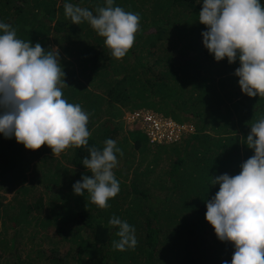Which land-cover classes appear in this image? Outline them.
I'll return each instance as SVG.
<instances>
[{"label": "trees", "instance_id": "trees-1", "mask_svg": "<svg viewBox=\"0 0 264 264\" xmlns=\"http://www.w3.org/2000/svg\"><path fill=\"white\" fill-rule=\"evenodd\" d=\"M65 2L94 15L106 6L105 0H0V22L15 29L17 38L48 51L53 50L47 45L49 32H57L55 42L66 52L63 98L89 114L90 132L87 147H70L69 158L48 161L55 170L48 173L45 186L58 187L51 209L27 186L17 191L20 199H7L13 181L27 177L30 159L22 157L24 146L14 137L0 134V188L5 191L0 195V264H33L29 256L22 259L16 253V242L26 232L31 241L34 235L50 239L51 255L37 259L43 264H231L234 245L216 237L205 219L206 202L219 190L212 178L238 175L240 165L254 155L246 137L264 118V97L242 93L234 75L238 60L231 65L227 58L216 62L203 46L201 33L207 28L198 21L201 0H114L113 7L140 17L134 45L119 60L86 21L67 26L71 19L65 16ZM74 25L75 34L79 29L85 34V44L71 37ZM168 49L169 54L164 52ZM99 89L102 94L93 93ZM123 109H149L181 124L192 123L196 131L182 137L183 152L178 144L156 145L147 164L134 170L132 164L146 161L152 144L138 123L123 126ZM107 139L123 152L113 170L120 191L100 209L87 193L74 194L72 186L83 175L91 177L82 160L88 148L102 150ZM43 148L52 153L47 145ZM172 149L162 167L161 156ZM113 216L134 227L135 249H113L118 240V229L108 223Z\"/></svg>", "mask_w": 264, "mask_h": 264}, {"label": "clouds", "instance_id": "clouds-1", "mask_svg": "<svg viewBox=\"0 0 264 264\" xmlns=\"http://www.w3.org/2000/svg\"><path fill=\"white\" fill-rule=\"evenodd\" d=\"M201 3L198 21L207 28L201 33L203 46L216 62L227 58L231 65L238 60L240 66L234 75L239 78L242 93L248 97H264V5L261 0H201ZM105 4L94 15L86 8L65 2L64 13L75 25L86 21L104 38L111 57L119 60L134 45L140 17L113 7L114 0H105ZM64 77L58 49L46 51L40 43L33 46L30 41L17 38L10 25L0 22V134L6 139L14 137L28 150L47 145L53 157L70 147H87L89 114L79 104L68 103L63 98ZM185 124L169 117L161 128H155L157 133L165 134L164 138L153 142L148 133L151 130L141 128L148 134L152 146L158 140L177 145L196 131L190 124L186 135L174 134ZM250 128L245 144L254 155L240 165L238 175L212 178V185H219V190L206 202L205 219L214 228L216 237L234 245L231 264H264V118ZM117 154L123 156L112 139L105 141L102 150L88 148L82 164L92 175H83L81 181L73 184L74 194L87 193L90 203L100 209L107 208L108 201L120 191L113 171L118 165ZM108 223L118 229L114 250L135 249L138 242L134 227L115 216Z\"/></svg>", "mask_w": 264, "mask_h": 264}, {"label": "rangeland", "instance_id": "rangeland-1", "mask_svg": "<svg viewBox=\"0 0 264 264\" xmlns=\"http://www.w3.org/2000/svg\"><path fill=\"white\" fill-rule=\"evenodd\" d=\"M54 19L55 20L60 19V15L59 16L57 15ZM55 20L53 21V24H54ZM71 22H72L71 20H68L67 21V26L72 25ZM75 28H76V26L74 25L73 28L71 29V31L69 32L70 34H73V36H71V37L74 38V35H75L78 39H80V42L85 44L87 42V38H85V34L82 33V31L80 29L78 30L79 33L75 34L74 31H73ZM77 29H78V27H77ZM69 33H67V37H68ZM59 34H61V33H59ZM56 35H57V32H55V31H53V29H51V31L49 32V35H48L49 39H48L47 45L49 47L53 48V49H58L59 50V52H60V62H61V65L63 66L62 57L63 58L65 57L66 52L62 48H60L58 46L59 45L58 44L59 43L58 40H57L58 43L55 42ZM84 41H86V42H84ZM72 42H74V41L72 40ZM160 43L163 44V42H160ZM166 45L168 46L167 43L165 44V47H166ZM164 52L169 54L172 51L170 49H168V50H164ZM75 72H76L75 80L78 82L80 79L77 76L79 74V71L77 70V67H75ZM87 85H88V83H87ZM86 89H89V88H86ZM93 93L102 94L103 92H102L101 89H99V90H97V92L95 90ZM123 110H124V114H125V115L124 114L121 115V120L123 121V126L128 125L130 128H133V124L134 123H136V124L138 123L139 125L141 124V127H144V128H150L151 123L153 125L154 121H162V123H164L165 120L168 119L166 117L163 118L162 114L155 113L152 110L141 109L138 112V113L141 114V116L139 117L140 119L137 120L138 121L137 122L136 120L132 119V117L130 116V113L125 112V109H123ZM190 124L192 125V123H190ZM190 124H188L186 122V124L184 125V128H178L177 131H175L174 134H178L179 132H182L183 135H186V133H188V131L190 130V126H191ZM171 130H173V129H171ZM174 130H176V128ZM193 130H194V128H193ZM92 133H93V131H92ZM153 140L154 139H152L150 142H153ZM159 143H160V141L158 140V142H156L153 146L149 144V146H150L148 148L149 152L146 154L147 160L142 162V163L136 161V163L132 164L133 167H135L134 170L137 169V167H141V166L144 167V165L147 164L148 158L150 156L151 151L152 150L155 151L156 150L155 148L157 147L156 145H159ZM163 143H164L165 146H169V147L173 146L172 145L173 143L171 141H162V143H160V144H163ZM178 145H180V144H178ZM174 147L175 146H173V148ZM179 147H180L179 151L183 152L184 151L183 150V145H180ZM168 151H169V153L163 154L161 156V158H160L161 159L160 164H161V166L163 165L162 167H165V162L166 161L168 162V156L173 154L172 153L173 149L172 150H168ZM21 153H22V157L25 155V156L28 157V159H30V164H29V166H27V172H26L27 177L22 179V180H20V181L19 180H14L13 181V185L11 187H13L14 190L12 189V191L10 192L11 194L8 193V192H6V194H5V191L2 190L3 188H0V195L5 194L7 196V199L11 198L12 196L15 195L18 199H20L22 195L21 194H17L18 193L17 191L19 189L25 188L27 186L26 188L31 189L30 194L32 192H34V190H35V193H38V195H35L34 197H36V196L38 197L39 194H40L44 206H46L48 209H51L50 208L51 207L50 201L54 199V194L57 192V188L58 187L50 188V190H48L47 187L45 186L46 184H49L48 181L45 180V178L47 177L48 173L55 170V165H52L48 161L51 160V159L52 160H60L64 156L69 158L70 152L65 150L64 152H62L59 155V156H63V157L54 158L52 153H48L47 151H44V148L43 149H37V150H28V149H25V147H23V149H21ZM181 155L182 154H180V156ZM136 156H139V154H137ZM64 160H65V158H64ZM122 160H123V157H122ZM149 161H150V159H149ZM170 161H172V159H170ZM133 171H132V173H133ZM132 173H130V175H129L128 182L133 177ZM10 175H12V174H10ZM38 179H40V181ZM21 181H23V183H21ZM38 182H39V184H38ZM49 213H50V211H49ZM26 234H27V232L24 233L22 238L18 239V241L16 242L17 243V249H16L17 250V252H16L17 255L21 256L22 259H26L29 256L30 257V261H33L32 262L33 264H34V262H36V263L38 262L37 264H43V263H41L43 259L40 260V261H38L37 259H38V257L47 258V257H49L51 255V253L53 251L52 250L53 245L50 243V241H49L50 239H48L47 237H44V235L43 236L38 235L37 238L34 235L32 237V241H31L29 239L30 236L27 237ZM32 235H33V233H32ZM12 249L13 248H11V250ZM9 264H14V261L9 262Z\"/></svg>", "mask_w": 264, "mask_h": 264}, {"label": "built area", "instance_id": "built-area-1", "mask_svg": "<svg viewBox=\"0 0 264 264\" xmlns=\"http://www.w3.org/2000/svg\"><path fill=\"white\" fill-rule=\"evenodd\" d=\"M140 116H141L140 113H135L132 116V118L136 120V119H139ZM161 127H162L161 121H154L153 125L151 123L150 128H149L151 131H149L148 133L153 137V139H163L164 138L165 134L157 133L155 129V128L159 129Z\"/></svg>", "mask_w": 264, "mask_h": 264}]
</instances>
